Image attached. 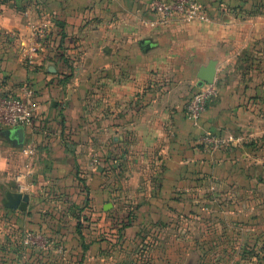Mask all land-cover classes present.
<instances>
[{"label":"crops","instance_id":"1","mask_svg":"<svg viewBox=\"0 0 264 264\" xmlns=\"http://www.w3.org/2000/svg\"><path fill=\"white\" fill-rule=\"evenodd\" d=\"M198 1L205 18L173 14L154 24L149 0L0 1V85L35 108L21 146L0 135V264H25L28 248L22 244L19 252V234L43 227L65 236L66 250L56 248L59 253L52 250L55 256L37 264H99V251H109L106 264H126L121 252L129 246L90 239L83 245L74 227L75 220L93 216L90 206L107 208L113 189L97 186L99 172L105 165L121 169L124 158L125 172L150 169L154 178L146 181L165 188L187 184L195 171L219 179L236 174L230 181L241 185L245 176L251 235L260 221L264 232V3ZM208 58L216 59L217 91L196 127L184 104ZM97 78L102 88L94 84ZM204 130L233 144L194 148ZM116 153L118 162H112ZM16 190L28 194L24 210L2 204L4 194ZM67 203L71 207L60 210ZM139 254L132 264L170 262ZM192 258L187 255L184 264H194Z\"/></svg>","mask_w":264,"mask_h":264},{"label":"rangeland","instance_id":"2","mask_svg":"<svg viewBox=\"0 0 264 264\" xmlns=\"http://www.w3.org/2000/svg\"><path fill=\"white\" fill-rule=\"evenodd\" d=\"M258 1L257 3H264V0ZM99 77L102 78L101 75ZM94 84L102 88L100 78H97ZM200 135L193 141L194 148L205 147L211 151L228 149L230 144H233L232 138L223 137L220 144L213 147L204 143ZM245 140H240L244 146ZM110 158L112 162L114 159L118 162L117 153ZM236 158H239V154L233 157ZM241 158L245 164V154ZM124 160L121 169L112 168L109 171L105 165L104 171H100V176L96 177L97 186L101 185L99 188H107L108 184H111L113 195H106L109 203L105 209H101L97 204L93 208L90 206L89 212L94 213L93 216L89 213L85 218L87 222L84 219L74 221L80 224L76 234L82 244L86 239H90L99 244L119 243L129 246L130 249L121 252L126 256V264H132L133 258L140 256L139 253L143 250L144 260L167 259L169 264H184V259L189 254L193 255L192 259L195 258L194 264H264V232L260 221L255 223L254 235H251L253 223L248 218V189L245 176L240 179L241 185L239 179L233 183L230 181L231 178L238 177L236 174L230 176L228 172L227 179H219L211 174H199L195 171L187 184L165 188L156 184L152 186L150 181H146L148 176L154 178L150 169L137 171L134 175L125 172L126 159ZM156 194L159 196L156 197ZM151 195L153 201L148 202L146 198ZM67 205L71 207L69 203L59 205L60 210H64ZM149 212L154 213L153 217H149ZM140 213L146 214L147 217L139 218ZM53 223L59 225L61 221ZM53 228L43 227L35 230L46 240V247L36 244L25 246L28 249H23L22 243L19 242V252L22 249L27 251L23 254L25 264H37L44 257L53 254L55 256L56 252H60L56 248L66 250L63 243L66 237L55 235ZM86 228L89 236L86 235ZM106 253L109 254V251H99L100 258H104L99 259L103 262L99 264H106ZM20 259L22 260V256Z\"/></svg>","mask_w":264,"mask_h":264},{"label":"built area","instance_id":"3","mask_svg":"<svg viewBox=\"0 0 264 264\" xmlns=\"http://www.w3.org/2000/svg\"><path fill=\"white\" fill-rule=\"evenodd\" d=\"M148 9L153 14L150 24L165 22L173 14L182 19L192 17L205 18L204 10L198 0H149ZM36 36L42 39L41 29H35ZM216 87L213 83H202L196 85L184 104V114L193 126H199V117L205 108L206 100L215 95ZM31 94V89L26 88L25 95ZM35 114L32 102L22 95L13 94L0 85V127H11L13 125L30 126ZM204 143L217 146L224 139L208 130L200 135ZM226 139V138H225ZM28 149L23 148L27 153ZM21 242L25 246L40 245L46 247V240L42 234L35 230H25L21 235Z\"/></svg>","mask_w":264,"mask_h":264},{"label":"water","instance_id":"4","mask_svg":"<svg viewBox=\"0 0 264 264\" xmlns=\"http://www.w3.org/2000/svg\"><path fill=\"white\" fill-rule=\"evenodd\" d=\"M146 40L141 39L140 42L144 48L150 47ZM215 58H208L204 64L198 66L196 70L197 85L202 83H211L215 74ZM52 65L49 64V68ZM52 69V67H51ZM0 135L14 146H21L23 144L24 128L22 125H13L11 127H4L0 129ZM28 201V194L21 191H8L4 194L2 204L9 208H18L24 210ZM106 206V205H105ZM190 258V257H189Z\"/></svg>","mask_w":264,"mask_h":264},{"label":"trees","instance_id":"5","mask_svg":"<svg viewBox=\"0 0 264 264\" xmlns=\"http://www.w3.org/2000/svg\"><path fill=\"white\" fill-rule=\"evenodd\" d=\"M0 1H4V0H0ZM79 226H80V224L78 222L74 224V227H75L76 230L78 229ZM28 247H30V246H28Z\"/></svg>","mask_w":264,"mask_h":264}]
</instances>
